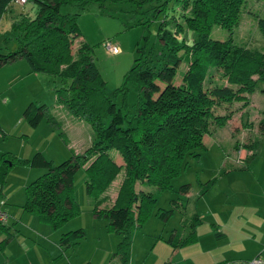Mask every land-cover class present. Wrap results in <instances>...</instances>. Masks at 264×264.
<instances>
[{
	"label": "trees",
	"instance_id": "obj_1",
	"mask_svg": "<svg viewBox=\"0 0 264 264\" xmlns=\"http://www.w3.org/2000/svg\"><path fill=\"white\" fill-rule=\"evenodd\" d=\"M93 1L98 0H26L21 5L31 4L29 9L12 13L15 1L0 0V21L9 18L11 34L4 37L8 52H0V67L25 58L29 72L58 78L61 85L54 88L57 101L73 117L88 122L94 135L89 147L81 153L73 152L58 164L41 151L34 152L30 158L0 151V184L14 165L43 168L45 171L24 187L21 207L41 221L59 227L78 213V205L72 198L73 180L83 166L85 190L94 200L93 213L107 218L110 227L121 236L115 255L120 264H130V227L150 215L156 200L150 192L137 191L136 182L153 184L158 191L172 190V180L179 175L185 157L188 154L197 157V149L205 147L203 136L211 124L222 125L230 117V113L214 115V104L242 100L246 93L264 83V49L233 43L232 33L245 0H174L179 14L159 23L157 50L154 47L147 50V41L137 47V57L124 74L120 87L114 90V94L123 95L118 105L105 93L106 81L92 59L91 47L81 42L75 57L71 52L73 41L80 37L79 11ZM158 1V5L148 9L154 16L165 11L170 0ZM67 4L76 5L78 12L61 13L60 7ZM214 25L227 31L226 38L210 37ZM258 25L264 34L263 18ZM185 28L197 35L192 43L184 37L178 39ZM143 38L146 40V36ZM183 58L187 59V67L180 82L175 83L177 67ZM211 66L220 70L226 84L204 87ZM128 83L137 88L133 112L125 102ZM23 116L29 126L36 128L47 116V105L29 102ZM46 120L57 126L53 116ZM259 125L264 133V116ZM110 149L119 152L123 165L113 160ZM251 158L250 154L246 155L244 163ZM122 168L124 175L116 198L111 206L105 207L103 193ZM226 171L227 167L223 166L220 174ZM214 182L215 178L205 182L199 195ZM188 189L189 185L183 184L180 192L186 194ZM182 208L183 233L179 235L175 231L167 240L174 250L194 243L196 228L201 223L196 208ZM172 212L170 208L157 214L167 220ZM0 228L10 238L9 228L3 224ZM83 235L81 228L69 231L61 237V243L72 246L76 244L72 238L77 240Z\"/></svg>",
	"mask_w": 264,
	"mask_h": 264
},
{
	"label": "rangeland",
	"instance_id": "obj_2",
	"mask_svg": "<svg viewBox=\"0 0 264 264\" xmlns=\"http://www.w3.org/2000/svg\"><path fill=\"white\" fill-rule=\"evenodd\" d=\"M158 4V0H98L79 11L80 37L73 41L72 55L76 56V49L81 42L91 47L92 59L106 81L105 93L118 105H121L123 95L114 94V90L120 87L124 74L137 57V47L147 41V50L150 47L157 50L160 45L157 38L159 23L164 18L169 20L172 15L179 14V6L174 0H170L167 9L158 12L156 16L151 10L148 12V9ZM30 6L29 3L25 6L15 3L12 5V13L29 9ZM60 12L73 13L78 10L76 5L67 4L60 7ZM262 18L264 0H245L239 23L232 33L233 43L263 50L264 34L258 25ZM167 26L172 27V24L168 23ZM10 35L9 18L5 17L0 21V52H8L4 46V37ZM143 36H146V40ZM226 36L224 28L218 25L212 27L211 38L224 39ZM183 37L192 43L197 35L185 28L179 33L178 39ZM106 42L116 46L118 52L111 53L104 45ZM186 67L187 59L183 58L177 67L175 83L180 82ZM215 84H226V80L221 78L220 70L211 66L204 87L211 88ZM60 85L58 78L42 72H29L25 58L17 64L8 63L0 67V151H10L22 158L41 151L47 159L58 164L73 152L81 153L90 146L94 135L89 123L73 117L56 99L54 88ZM127 86L125 102L133 112L137 88L132 83ZM32 101L36 104L45 103L46 117L53 116L57 126L47 121L46 117L36 128L29 126L23 110ZM214 105V115L230 113V117L222 125L211 124L209 132L203 136L205 147L197 149V157L190 154L185 157L179 175L172 180V190L158 191L153 184L136 182L137 191L141 189L150 192L156 200L151 206L150 215L140 224L136 222L130 227V264L175 261L177 253L172 251L174 249L167 240L175 231L179 235L183 233V206L198 209L201 223L197 229L201 235L204 234V227H210L211 221L223 222L229 215L252 221L258 218L260 211L251 205L264 202V133L259 125L264 116V83H260L253 92L246 93L242 100ZM239 148L246 155L252 156L249 162L244 163L239 157ZM109 154L118 164L123 165L122 156L117 150L110 149ZM223 166L228 171L220 175ZM44 171L43 168H26L22 165L11 167L6 175L9 176L3 193L11 192L12 201L5 204L0 202L1 206L8 208L12 207L11 204L22 205L25 184ZM123 175L122 168L104 191L103 206L113 204ZM211 178H215L214 184L200 196L199 190ZM85 179L82 166L76 171L73 180L72 198L78 205L76 215L59 227L41 220L40 225L34 229L27 231L20 227L21 234L17 240L7 244L8 250L17 258L13 264H120L115 252L121 236L110 227L107 218L93 213L94 200L86 193ZM183 184L189 185L186 194L180 192ZM170 208L173 212L167 220L157 214ZM24 215L37 221L32 214L25 212ZM80 228L84 235L71 240L76 244L65 246V243H61L65 233ZM2 233L0 230V235ZM181 254L184 259L190 256L188 248ZM189 264L200 263L195 261Z\"/></svg>",
	"mask_w": 264,
	"mask_h": 264
},
{
	"label": "crops",
	"instance_id": "obj_3",
	"mask_svg": "<svg viewBox=\"0 0 264 264\" xmlns=\"http://www.w3.org/2000/svg\"><path fill=\"white\" fill-rule=\"evenodd\" d=\"M21 59L22 58H17L11 62H7L6 64H17ZM237 151L238 155L240 154L239 157L244 160L246 157L244 151L240 148ZM22 167L31 168L28 166ZM8 176L5 177L3 184H0L1 204H5L7 201H12L11 192H6L5 194L3 193V191H5L4 187L7 184ZM27 184H25V186ZM1 204L0 208L8 215L7 222L4 226L5 228H9L11 236L10 238H7V233L4 229L0 228L3 232L2 235H0V264H13L17 258L11 254L12 251L8 250L7 244H10L14 239L17 240L21 234L20 227L25 228L27 231L29 229H34L33 227L40 225V219L35 215L33 216L36 217L37 221L30 217H26L24 215L25 211L22 210V205L14 206V204H11L12 207L5 208L2 207ZM251 207L260 211L256 220L252 221L244 219L240 216L232 217L229 215V217L223 219V222L211 221L210 227L203 228V235H201L200 231L196 228L197 239L193 244L172 250L177 253L173 263L189 264L198 261L200 264H204L205 262H207V264H248L250 259L264 253V202L261 204H252ZM196 210L198 211L197 208ZM216 233H222V235L216 236ZM186 248H188L190 256H186L184 259L181 252L186 250ZM201 259H204V261L202 262Z\"/></svg>",
	"mask_w": 264,
	"mask_h": 264
},
{
	"label": "built area",
	"instance_id": "obj_4",
	"mask_svg": "<svg viewBox=\"0 0 264 264\" xmlns=\"http://www.w3.org/2000/svg\"><path fill=\"white\" fill-rule=\"evenodd\" d=\"M14 1L15 3L23 4L26 0H14ZM105 46L111 53L118 52V48L114 45H111L109 42H106ZM7 217H8L7 213L0 208V224L5 225V223L7 222ZM248 264H264V253H261L250 259L248 261Z\"/></svg>",
	"mask_w": 264,
	"mask_h": 264
}]
</instances>
